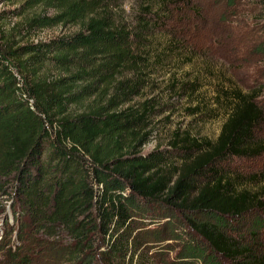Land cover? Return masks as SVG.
<instances>
[{
	"label": "trees",
	"instance_id": "trees-1",
	"mask_svg": "<svg viewBox=\"0 0 264 264\" xmlns=\"http://www.w3.org/2000/svg\"><path fill=\"white\" fill-rule=\"evenodd\" d=\"M123 1L23 0L10 12L36 9L27 31L78 27L35 43L6 38L0 26V196L17 225L45 235L34 242L56 245L68 259L93 262L98 253L106 264H151L137 258L129 235L135 217L159 204L219 219L264 210V171L231 176L212 167L264 152V138H254L264 109L255 90L221 87L215 99L225 118L214 140L173 130L169 149L187 153L181 166L167 151L143 153L161 111L147 90L185 48L159 37L176 0H133L128 13ZM168 89L193 100L198 79L175 78ZM186 111L199 113L200 103ZM204 170L208 180L190 182ZM189 222L203 247L188 264H264V251L251 254L219 226Z\"/></svg>",
	"mask_w": 264,
	"mask_h": 264
},
{
	"label": "rangeland",
	"instance_id": "rangeland-1",
	"mask_svg": "<svg viewBox=\"0 0 264 264\" xmlns=\"http://www.w3.org/2000/svg\"><path fill=\"white\" fill-rule=\"evenodd\" d=\"M263 1L176 0L169 6L168 19L159 23V37L162 40L176 37L185 50L178 52L179 57L171 58L165 73L161 69L156 73L153 88L147 90V97H156L161 111L153 119L154 130L150 141L141 149L143 153L154 149L167 151L168 162L181 166L187 153L169 149L173 130H187L197 139L214 140L225 118L224 104H217L215 99L221 87H235L243 92L255 90L259 94L257 102L264 109ZM22 3L23 0H0V12L7 11L0 24L6 38L12 37L19 44L35 43L78 29L57 25L27 31L26 22L36 9H28L21 15L10 12ZM123 3L128 13L133 0ZM175 78L180 81L198 79L199 89L193 94V100L168 89ZM196 102L200 103V112L189 115L186 108ZM254 138H264V119L254 131ZM212 167L231 176L260 173L264 171V152L252 157L226 156ZM210 177L204 170L192 176L190 182L200 185ZM17 219L9 199L1 195L0 264H106L98 253L92 258L93 262L86 257L82 260L80 256L68 259L56 245L43 240L34 242V238H45V235L41 231L33 232L30 226L17 225ZM192 219L219 226L226 235L247 245L251 254L264 251L263 209L219 219L215 214L189 213L159 204L153 207L151 214L134 219L129 238L136 244L132 248L136 249L137 258L147 259L151 264H188L187 259L195 256L194 251L199 252L203 247L193 243L200 237L191 228L189 220ZM225 264L231 263L226 261Z\"/></svg>",
	"mask_w": 264,
	"mask_h": 264
}]
</instances>
